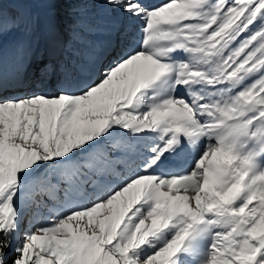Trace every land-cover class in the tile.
Wrapping results in <instances>:
<instances>
[{"label": "snow or ice", "instance_id": "1", "mask_svg": "<svg viewBox=\"0 0 264 264\" xmlns=\"http://www.w3.org/2000/svg\"><path fill=\"white\" fill-rule=\"evenodd\" d=\"M0 264H264V0H0Z\"/></svg>", "mask_w": 264, "mask_h": 264}, {"label": "trees", "instance_id": "2", "mask_svg": "<svg viewBox=\"0 0 264 264\" xmlns=\"http://www.w3.org/2000/svg\"><path fill=\"white\" fill-rule=\"evenodd\" d=\"M9 10L13 11V10H18V9H16L15 6H13V5H9Z\"/></svg>", "mask_w": 264, "mask_h": 264}]
</instances>
